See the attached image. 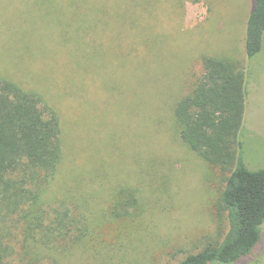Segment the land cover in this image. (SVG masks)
<instances>
[{
	"label": "rangeland",
	"instance_id": "1",
	"mask_svg": "<svg viewBox=\"0 0 264 264\" xmlns=\"http://www.w3.org/2000/svg\"><path fill=\"white\" fill-rule=\"evenodd\" d=\"M74 1L0 0V76L41 95L64 144L43 204L0 221V264H176L228 230L216 209L228 173L189 151L174 119L203 57L246 70L244 157L264 167V50L245 51L255 2ZM237 264H264V228Z\"/></svg>",
	"mask_w": 264,
	"mask_h": 264
},
{
	"label": "trees",
	"instance_id": "2",
	"mask_svg": "<svg viewBox=\"0 0 264 264\" xmlns=\"http://www.w3.org/2000/svg\"><path fill=\"white\" fill-rule=\"evenodd\" d=\"M89 1L106 6L119 0L74 2ZM253 1L245 33L249 60L264 50V0ZM201 63L203 73L177 103L174 119L183 145L209 167L228 173L216 206L218 222L226 219L228 230L176 264H237L251 258L263 239L264 167L250 169L244 157L246 70L223 57L205 56ZM63 145L57 112L38 93L0 76V221L43 204L59 177Z\"/></svg>",
	"mask_w": 264,
	"mask_h": 264
}]
</instances>
